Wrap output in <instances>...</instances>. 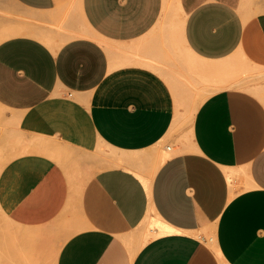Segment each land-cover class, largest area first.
Here are the masks:
<instances>
[{
    "label": "crops",
    "instance_id": "obj_1",
    "mask_svg": "<svg viewBox=\"0 0 264 264\" xmlns=\"http://www.w3.org/2000/svg\"><path fill=\"white\" fill-rule=\"evenodd\" d=\"M0 156V264H264V0H0Z\"/></svg>",
    "mask_w": 264,
    "mask_h": 264
},
{
    "label": "bare ground",
    "instance_id": "obj_2",
    "mask_svg": "<svg viewBox=\"0 0 264 264\" xmlns=\"http://www.w3.org/2000/svg\"><path fill=\"white\" fill-rule=\"evenodd\" d=\"M226 68V67H225ZM228 71V70H226ZM167 157V155H165V157L162 158V160H164ZM148 230H150L152 235L154 233V229H156L158 232H156V234H162V233H168V232H172L173 229L171 227H169L168 225H166L164 222H162V220L158 217L157 218H152L149 222H148ZM175 231V230H174ZM151 234H149L148 236H151ZM157 236V235H156ZM152 237V236H151Z\"/></svg>",
    "mask_w": 264,
    "mask_h": 264
},
{
    "label": "rangeland",
    "instance_id": "obj_3",
    "mask_svg": "<svg viewBox=\"0 0 264 264\" xmlns=\"http://www.w3.org/2000/svg\"><path fill=\"white\" fill-rule=\"evenodd\" d=\"M79 30H80V33H82V34H86V35H89V34H91V32H90V30L83 24V22H81L80 20H79ZM244 76H247V75H244ZM253 82H255V81H253L252 80V83ZM251 83V82H250ZM104 154H109V155H116V153L115 152H113V151H111V150H106L105 152H104ZM3 157H1L0 156V167L2 166V164H3Z\"/></svg>",
    "mask_w": 264,
    "mask_h": 264
}]
</instances>
